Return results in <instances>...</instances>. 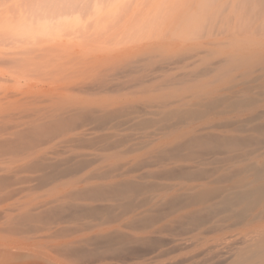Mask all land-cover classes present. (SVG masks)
<instances>
[{
    "label": "rangeland",
    "instance_id": "374dc122",
    "mask_svg": "<svg viewBox=\"0 0 264 264\" xmlns=\"http://www.w3.org/2000/svg\"><path fill=\"white\" fill-rule=\"evenodd\" d=\"M263 128L264 0H0V264H264Z\"/></svg>",
    "mask_w": 264,
    "mask_h": 264
},
{
    "label": "bare ground",
    "instance_id": "6f19581e",
    "mask_svg": "<svg viewBox=\"0 0 264 264\" xmlns=\"http://www.w3.org/2000/svg\"><path fill=\"white\" fill-rule=\"evenodd\" d=\"M263 132H264V128H263ZM222 141V140H221ZM220 142V141H219ZM225 143V142H224ZM252 163H253V161H252ZM252 163H251V165H252ZM249 165V164H248ZM253 166V165H252ZM248 167V166H247ZM242 168V166L240 167V169ZM243 169V168H242ZM244 169H245V167H244ZM247 169L248 168H246V171H247ZM250 170V169H249ZM241 171V170H240ZM243 171V170H242ZM253 171H255V173H256V180H258V181H260V183L259 184H257L256 185V187L255 186H253V189H248L249 191H246V192H242L241 193V198L243 199V198H247L248 196H250V195H252L253 193L254 194H259V198L262 196V199L264 198L263 197V193H264V163H262L257 169H255V170H253ZM242 173V172H241ZM245 173V172H244ZM248 173V172H247ZM252 173V172H251ZM252 175V174H251ZM249 178V177H248ZM253 180V179H252ZM256 180H254V181H256ZM245 181V180H244ZM251 181V180H250ZM249 181V182H250ZM248 182V181H247ZM242 183V182H241ZM244 183H246V182H244ZM251 183V182H250ZM257 183V182H256ZM243 185V184H242ZM240 186V185H239ZM255 187V188H254ZM252 188V187H251ZM244 191V190H243ZM239 194V193H238ZM253 194V195H254ZM260 194H261V196H260ZM258 196V195H257ZM238 197V196H237ZM240 197V196H239ZM249 198V197H248ZM247 198V199H248ZM255 198H257V197H255ZM241 199V200H242ZM244 199V200H245ZM261 199V200H262ZM255 200V199H254ZM243 201V200H242ZM242 201H241V203H242ZM258 202H259V200H258ZM247 203H249V202H247Z\"/></svg>",
    "mask_w": 264,
    "mask_h": 264
}]
</instances>
